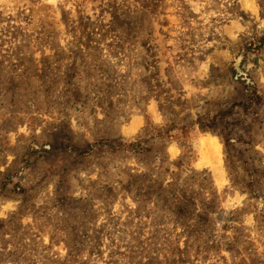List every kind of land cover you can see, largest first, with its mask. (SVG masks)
Returning <instances> with one entry per match:
<instances>
[{"label":"rangeland","instance_id":"rangeland-1","mask_svg":"<svg viewBox=\"0 0 264 264\" xmlns=\"http://www.w3.org/2000/svg\"><path fill=\"white\" fill-rule=\"evenodd\" d=\"M0 264H264V0H0Z\"/></svg>","mask_w":264,"mask_h":264},{"label":"trees","instance_id":"trees-1","mask_svg":"<svg viewBox=\"0 0 264 264\" xmlns=\"http://www.w3.org/2000/svg\"><path fill=\"white\" fill-rule=\"evenodd\" d=\"M239 79H241V77L239 78ZM245 81H248L247 79H245ZM250 83V82H249ZM246 84L247 86H248V90H250L249 92H250V94H251V96L253 95L254 96V99H252L251 101L252 102H254V100H258L259 99V97H258V95L256 94V91H255V89H254V86H253V84ZM200 126H199V129L200 130H202V131H205L206 129H209L208 127H206V126H204V125H201V124H199ZM169 134H170V128L168 129V128H166V130H165V132H161V133H157V134H155L154 136H152L153 138H159V139H164V136L165 137H168L169 136ZM218 136L221 138V140L223 141V145H224V148L225 149H227L230 145H231V140H232V138H231V134L230 133H222V132H220L219 134H218ZM151 137V138H152ZM150 138V139H151ZM142 144H141V142H137V143H130L128 146H125V145H121L120 147L121 148H123V149H126V150H128V151H138V150H140L141 149V146ZM144 151H146V152H149L150 150H147V149H144ZM182 160L183 159H180L179 160V162L178 163H181L182 162Z\"/></svg>","mask_w":264,"mask_h":264},{"label":"bare ground","instance_id":"bare-ground-1","mask_svg":"<svg viewBox=\"0 0 264 264\" xmlns=\"http://www.w3.org/2000/svg\"><path fill=\"white\" fill-rule=\"evenodd\" d=\"M207 140H208V138H207ZM207 140H205V141H207ZM210 140H211V139H210ZM210 140H209V141H210ZM205 141H204V142H205ZM211 143H214V142L211 141ZM214 145H215V143H214ZM209 147H210V143H209ZM214 147H215V146H214ZM214 147H213V148H214ZM213 148H212V149H213ZM210 149H211V148H210ZM216 149H217V147H216ZM216 149L214 148L213 151H214V152H217V151H215Z\"/></svg>","mask_w":264,"mask_h":264}]
</instances>
